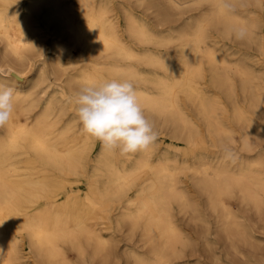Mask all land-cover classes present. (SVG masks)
Segmentation results:
<instances>
[{
    "label": "bare ground",
    "instance_id": "6f19581e",
    "mask_svg": "<svg viewBox=\"0 0 264 264\" xmlns=\"http://www.w3.org/2000/svg\"><path fill=\"white\" fill-rule=\"evenodd\" d=\"M130 2L152 5L0 0V84L15 96L0 127V264L106 262L124 224L148 247L131 251L134 264H190L176 260L190 244L178 216L206 220L182 175L227 238L248 236L236 200L264 210V0H166L181 16L155 25ZM100 78L133 83L154 132L170 127L186 146L162 148L156 136L122 154L87 134L71 97Z\"/></svg>",
    "mask_w": 264,
    "mask_h": 264
},
{
    "label": "rangeland",
    "instance_id": "374dc122",
    "mask_svg": "<svg viewBox=\"0 0 264 264\" xmlns=\"http://www.w3.org/2000/svg\"><path fill=\"white\" fill-rule=\"evenodd\" d=\"M168 5L166 0H152L151 8L147 10L143 6L138 7L133 2H130V6L137 14L146 17L154 25L159 23L162 18H165L166 14H168L169 20L180 18L181 13L179 11L169 10ZM205 9H207V4L205 3L192 6L190 13L197 14V12ZM156 10H159V16L155 14ZM215 34L218 35L217 32ZM223 42L229 43L232 47L237 46L246 51H252V53L258 54V51L252 48L238 46L239 43H236L233 39H223ZM210 88L214 94L220 95L217 88L212 85H210ZM224 101L227 107H229L227 99ZM172 134L170 127L163 128L162 133H157L156 136L161 139L160 146L162 148L169 147L175 149V151L182 150L186 144L180 139L173 138ZM235 135L236 146H239L240 135L238 133ZM260 145H264V140L260 142ZM83 177L81 184H77V187L83 188L84 193L88 190L90 178L87 174ZM181 178L184 180L185 185L191 188V192L194 193L199 210L203 214L206 222L191 221L189 216H178L181 225H183L182 227L190 236V244L184 248L181 258L176 260L189 261L190 264H264V210L258 213L250 205L241 204L239 200H236L235 206L242 216V220L244 221L243 227L246 228L248 236L246 239L227 238L226 233L222 230L223 226L217 220V215L209 207L206 196L197 191L190 176L182 175ZM68 189L69 187L64 190L68 191ZM115 213L116 211H113V214ZM112 218H115V215ZM104 232L108 233L107 230H104ZM115 234L117 237L113 243V255L109 260L102 262L100 257L91 259L88 254L87 259L89 260L86 262L79 261L78 264H134V260L130 256L132 250L143 253L148 251V247L144 246L143 240L141 239L140 232H131L128 225L124 224L121 230L118 231L117 229ZM22 249H24L22 252L24 256L21 260H27V256L31 253L26 243L23 244Z\"/></svg>",
    "mask_w": 264,
    "mask_h": 264
},
{
    "label": "clouds",
    "instance_id": "9594fccd",
    "mask_svg": "<svg viewBox=\"0 0 264 264\" xmlns=\"http://www.w3.org/2000/svg\"><path fill=\"white\" fill-rule=\"evenodd\" d=\"M223 7L230 8L227 3ZM237 40L247 37L243 26L233 29ZM14 89L0 84V127L14 112ZM71 102L84 131L105 148L119 149L122 154L147 149L155 140L153 126L144 115L137 92L130 81L100 78L86 82ZM229 157L231 153L227 154Z\"/></svg>",
    "mask_w": 264,
    "mask_h": 264
}]
</instances>
